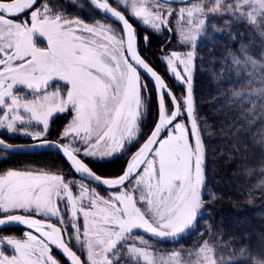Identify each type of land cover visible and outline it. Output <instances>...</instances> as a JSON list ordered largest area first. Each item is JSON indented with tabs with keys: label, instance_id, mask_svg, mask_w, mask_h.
I'll return each mask as SVG.
<instances>
[{
	"label": "snow or ice",
	"instance_id": "1",
	"mask_svg": "<svg viewBox=\"0 0 264 264\" xmlns=\"http://www.w3.org/2000/svg\"><path fill=\"white\" fill-rule=\"evenodd\" d=\"M91 3L113 24L69 18L52 0H0V130L14 134L22 126L21 134L40 141L35 147L59 151L81 178L67 180L62 172L44 170L0 173V227L18 224L27 229L22 237L0 235V264H62L56 251L65 258L63 264H121L125 248L136 264H172L179 252L168 261L157 260L136 232L176 241L203 214L206 152L193 97L197 37L204 35L209 15L227 14L264 26V0ZM174 3L184 6L176 9ZM174 13L191 26L180 30L181 42L190 50L162 56L168 72L184 87L179 95L140 55L132 23L156 33L171 31ZM143 39L147 43L148 35ZM241 51L243 59L230 54L229 71L256 77L260 70L261 86L249 96L264 98V64L246 55L243 45ZM153 90L156 119L145 142L120 175L101 177L85 160L122 155L139 143ZM63 113L71 119L56 141H47L53 117ZM32 127L38 130L30 131ZM11 147L0 139V149ZM93 182L106 186L108 195H100ZM189 256L194 259L188 264H264V255L250 256L243 247L218 257L207 240Z\"/></svg>",
	"mask_w": 264,
	"mask_h": 264
},
{
	"label": "trees",
	"instance_id": "2",
	"mask_svg": "<svg viewBox=\"0 0 264 264\" xmlns=\"http://www.w3.org/2000/svg\"><path fill=\"white\" fill-rule=\"evenodd\" d=\"M210 22L221 31L214 32L216 35L208 42L197 46L193 76V97L200 121L206 125L202 128L207 177L203 199L206 204L191 235L183 237L178 244L185 251H194L207 240L218 257L227 258L242 247L248 255L255 257L264 255V98L249 96L253 88L261 86L260 70L256 77H250L244 71L237 76L229 68L232 67L230 54L243 59L241 45L246 55L264 64V39L252 25L234 20L227 14L211 15ZM135 27L143 58L179 95L184 87L174 81L166 64L160 62L167 32L163 36H154ZM145 35L149 37L147 44L141 40ZM174 41L172 36L169 44ZM251 70V67L247 69L248 72ZM237 92L242 95H234ZM150 102L149 123L145 125L151 129L156 118L154 91ZM95 164L90 163L98 175L111 178L121 174L126 159ZM29 167L70 169L64 160L52 154L31 156L0 152V173ZM20 231L6 229L8 235ZM235 264L247 262L236 261Z\"/></svg>",
	"mask_w": 264,
	"mask_h": 264
},
{
	"label": "rangeland",
	"instance_id": "3",
	"mask_svg": "<svg viewBox=\"0 0 264 264\" xmlns=\"http://www.w3.org/2000/svg\"><path fill=\"white\" fill-rule=\"evenodd\" d=\"M110 1L115 5V0H110ZM193 2H200V0H195ZM52 3L55 5V7L59 11L65 13L69 18H79L77 15L80 14V15H83L86 18L85 21L88 22V23H92L94 20H96L95 16L91 13L90 10H88V7L86 5L85 6L83 5V2L81 0H52ZM180 6H184V5L173 6V7L178 9ZM210 18H211V15H209L206 18V20H205V25L206 26H205V30H204V35L197 37V46L200 45V44L208 42L209 38L211 36L214 37L216 35V33H214V32H217V31L214 30L213 24L210 22ZM133 22L136 25V22L135 21H133ZM109 24H111V23H109ZM137 27H138L139 30L145 31L147 34L149 33V34L154 35V36L155 35L156 36L157 35L158 36H163L164 32H168L169 34L173 35V37L175 39V41H174L175 43L174 44H169L170 43L169 42L167 44V46H165L166 49H164L162 51L163 55H166V54H168V53H170L172 51L185 53V52L190 50V45L183 44L181 42L180 30H181V28H183L185 30V32H187V31L190 30L191 26H189L186 22L179 21L177 15L175 13L169 19L168 27L171 29V31H163L162 33H156V32H152V31L146 30L145 27H143V26H137ZM253 27H254V31L258 32V35L262 36V38L264 39V35L261 34L262 32H264V26H261V27L253 26ZM261 29H262V31H260ZM41 46H45L43 42H41ZM162 56L160 57V62H161V64H163V63L166 64V62H164L162 60ZM195 64H196V60H195ZM194 72H195V68H194V71H193V76H194ZM179 92H180L179 94L183 93L182 91H179ZM154 95H155V92H154ZM58 118H60V120L62 122V129H63L64 126L71 119V116L68 113H63V114H59L57 116H54L53 120L54 119H58ZM51 123H50V126H51ZM148 123L149 122L145 119V116H144L143 122H142V125H141L142 130L146 129L147 125H145V124H148ZM199 123L201 125V135H202V133L204 132V130H202V128L204 126H206V125L203 124L200 120H199ZM144 125H145V128H144ZM29 130L30 131H36V130H38V128L32 127ZM23 131H24V128L21 126V127H19V131L17 133L13 134V133L7 132L6 130H0V134H5V135H7L9 137L16 138L15 140H19V139H17V137L21 138V139L22 138H25V139L30 138L29 136L21 134ZM143 135H144V133H143ZM143 135H141L139 137V143L143 140ZM139 143L135 144L134 146L135 147L139 146L138 145ZM134 146H132V147H134ZM129 151H127L125 153V155H126L125 159L129 156V154H130ZM114 158H116V156L111 157V158H105V159H102V160H99V159H94V160L86 159V160L89 161V162L97 161L100 164H102V163H108V162L112 161V159H114ZM33 168H35V167H29V168H23V169H28L29 170V169H33ZM7 170H9V169H7ZM7 170H5V171H7ZM5 171H3V172H5ZM3 172H1V173H3ZM67 180L79 181L76 178H67ZM91 187L94 188L92 185H91ZM73 191L74 192L76 191L75 187L73 188ZM99 194L102 195V196H107L108 195V194L104 195V194H102L100 192H99ZM202 215L199 216V218H201ZM191 233H192V231L190 233L186 232L179 240H176V241H173V240L170 239L167 242H158V243L154 242V241H151V240L145 238L144 236L143 237H144L145 240L148 241V244L151 246V251H153L156 254L155 259H157V260H161L162 259L164 261H168L173 253L179 252L180 253L179 259L175 260V261H172V264H188L190 259H194V257H190L189 254L190 253H196L201 246L198 247L197 249H195L194 251H185V248H183V246L179 245L178 243L183 237L189 236V235H191ZM136 235L137 236H142L138 232H136ZM133 242L134 241H128L127 243L131 244ZM136 243H137V246H141L138 243V241H136ZM5 252H6V254H11L10 250H8V249H5ZM120 258H121V264H136L135 259L127 253L126 248L121 250Z\"/></svg>",
	"mask_w": 264,
	"mask_h": 264
},
{
	"label": "flooded vegetation",
	"instance_id": "4",
	"mask_svg": "<svg viewBox=\"0 0 264 264\" xmlns=\"http://www.w3.org/2000/svg\"><path fill=\"white\" fill-rule=\"evenodd\" d=\"M82 2H83V5L85 6H87L88 7V10H90L91 11V13L95 16V18H96V20H102V21H104V22H106V23H111V24H113V21L111 20V19H105V17L104 16H101L100 14H97L96 12H94L83 0H81ZM111 2V1H110ZM112 3V2H111ZM112 5L113 6H115L113 3H112ZM126 16L128 15L127 13H124ZM78 17H79V19H81V20H83V21H85L86 20V18L83 16V15H80V14H78L77 15ZM86 22V21H85ZM132 23L134 24V26H135V23L132 21ZM113 26H115V27H117V28H119L120 26L118 25V24H114ZM136 31H137V29H136ZM166 34V32H164V35ZM137 35H138V32H137ZM172 36L173 35H170L169 33H167V38H166V40L164 41V43H163V45H162V48H161V52L164 50V48H165V46H167V44L172 40ZM144 36H142L141 37V40L144 42V43H146L145 41H144ZM148 42H149V40H148ZM147 42V43H148ZM146 43V44H147ZM140 44H141V41H140V37H139V35H138V41H137V46H138V49H139V52H140V55L142 56V52L140 51ZM143 57V56H142ZM171 75V74H170ZM172 77V76H171ZM173 78V77H172ZM157 103V102H156ZM145 119L147 120L148 119V112L145 114ZM156 119V118H155ZM144 128H145V125H144ZM153 128V127H152ZM151 128V129H152ZM150 128L148 127V126H146V129H143L142 130V132L144 133V135H143V140L138 144L139 146H134V147H132V148H130V151H129V156L126 158V161H128V159H129V157H130V155L133 153V152H135L143 143H144V141H145V139H146V137H147V135L149 134V132H150V130H149ZM61 130H62V122H61V120H60V118H58V119H54L53 120V122L51 123V126H50V131H49V133L47 134V137H46V139H47V141H56L57 139H58V137H59V133L61 132ZM0 138L2 139V140H4L6 143H9V144H14V145H24V144H31V143H36V142H40V141H38V140H32L31 138H28V139H25V138H18L17 137V139H19V140H16V141H13V140H15L16 138H13V137H9V136H7V135H5V134H0ZM11 140V141H10ZM43 154H52V155H55V156H58V157H60L62 160H64L61 156H59L58 154H56V153H52V152H48V153H42V154H28V155H31V156H33V155H43ZM126 157V155H125V153L124 154H122V155H117L116 156V158H114V159H124ZM114 159H112V160H114ZM65 161V160H64ZM66 162V161H65ZM85 162L86 163H88V166L94 171V172H96V170H94V166H91L90 165V163H96L95 165H98V163L99 162H97V161H92V162H89V161H87V160H85ZM67 163V162H66ZM68 164V163H67ZM68 166H69V164H68ZM69 170H67L68 168H60V169H55V170H51V169H37V168H33V169H29V170H33V171H37V170H44V171H50V172H53V173H56V172H62L63 173V175H64V177L67 179V178H76V179H78V180H80V178L77 176V175H75V173H74V171H73V169L69 166ZM14 170H28V169H14ZM72 170V171H71ZM98 171V170H97ZM100 171V170H99ZM97 173V172H96ZM98 174V173H97ZM107 178V177H106ZM86 182V181H85ZM86 183H88V182H86ZM94 188H96L100 193H102V194H104V195H107L108 194V190H106V189H102V188H100V187H98V186H96V185H94V184H91ZM12 228H17V229H19V230H21L20 231V233H17V234H15V233H9V234H11V235H14V236H16V237H22V234H23V232L24 231H26L27 229L26 228H22V227H12ZM7 229V228H6ZM6 229H3V230H1L0 231V235H8L7 233H6ZM55 256L58 258V259H60L61 261H62V264H63V261H64V258L61 256V254L58 252V251H56L55 253ZM79 254V253H78Z\"/></svg>",
	"mask_w": 264,
	"mask_h": 264
},
{
	"label": "water",
	"instance_id": "5",
	"mask_svg": "<svg viewBox=\"0 0 264 264\" xmlns=\"http://www.w3.org/2000/svg\"><path fill=\"white\" fill-rule=\"evenodd\" d=\"M94 12H96L97 14H99L94 5L91 3V0H83ZM194 0H189V3L192 2ZM173 5H182V4H179V3H174ZM102 15V14H100ZM119 25V24H118ZM120 26V25H119ZM151 66V65H150ZM147 80H148V77L147 76H144ZM176 81V80H175ZM177 82V81H176ZM149 83L151 84V82L149 81ZM180 85V84H179ZM155 91V90H154ZM157 96V95H156ZM1 139V138H0ZM4 141V140H3ZM50 142H54V141H50ZM145 142V141H144ZM4 143L6 145H11L12 147L8 150H4V149H0V151H3V152H6V153H10V154H19V155H26V154H38V153H47V152H52V153H56L58 154L59 156H61L64 160L65 157L57 150H55L54 148H51V147H35L34 145L40 143V142H36V143H31V144H24V145H14V144H9V143H6L4 141ZM69 164V162H68ZM70 165V164H69ZM79 178L80 176L77 175ZM103 178H106V177H103ZM89 182V181H87ZM102 189H106V186H101L99 184H96V183H92ZM6 227H25V226H21V225H18V224H12V225H8V226H4V227H0L1 228H6ZM26 228V227H25ZM141 234H143L144 236L150 238V239H153V240H156V241H166V240H169L167 238L165 239H161V238H154V237H151L150 235L148 234H145L142 230H138ZM59 252V251H58ZM60 253V252H59ZM64 258V257H63ZM65 259V258H64Z\"/></svg>",
	"mask_w": 264,
	"mask_h": 264
}]
</instances>
